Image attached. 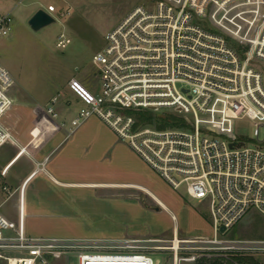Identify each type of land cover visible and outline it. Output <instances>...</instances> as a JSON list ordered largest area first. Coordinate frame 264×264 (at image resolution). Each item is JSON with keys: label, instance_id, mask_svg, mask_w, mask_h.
Returning <instances> with one entry per match:
<instances>
[{"label": "built area", "instance_id": "obj_1", "mask_svg": "<svg viewBox=\"0 0 264 264\" xmlns=\"http://www.w3.org/2000/svg\"><path fill=\"white\" fill-rule=\"evenodd\" d=\"M10 32V20L0 18V37ZM70 44L61 35L57 47L66 50ZM92 63L99 90L90 94L77 84L88 99L72 85L83 106L68 136L91 118L102 121L173 190L185 187L192 200L206 204L214 236L180 240L175 229L170 242L33 238L26 233L22 205L18 222L0 215V260L155 264L151 251H168L180 264L183 253L194 262L208 255L264 253V241L220 238L252 212L264 217V76L253 67L264 63V0H155L111 30ZM12 86L13 78L0 64V150L16 144L2 125L14 103ZM46 113L57 120L54 107ZM141 114L177 124L143 126ZM247 121L255 130L254 147L235 135L234 126Z\"/></svg>", "mask_w": 264, "mask_h": 264}, {"label": "rangeland", "instance_id": "obj_2", "mask_svg": "<svg viewBox=\"0 0 264 264\" xmlns=\"http://www.w3.org/2000/svg\"><path fill=\"white\" fill-rule=\"evenodd\" d=\"M154 2L0 0V18L7 17L11 28L8 36L0 37V64L13 78L10 96L14 102L2 125L16 143L0 150V215L18 222L21 189L35 176L25 195L29 237L170 242L176 229L180 240L213 238V221L206 204L192 200L185 187L173 190L128 141H122L102 121L91 118L68 136L70 122L83 106L72 85L88 99L86 92L97 93L100 82L93 57L104 50L107 35L125 17ZM39 11L56 22L35 32L29 21ZM61 35L71 41L66 50L57 47ZM253 67L264 76V63H254ZM55 99L58 103L52 106ZM49 107H54L56 121L46 113ZM234 130L245 146L254 147L257 138L250 122L239 123ZM110 140L113 145L108 150ZM260 141H264V129L260 130ZM23 146H31L32 154L7 171ZM39 149L44 154L37 153ZM43 157H48L46 172H42ZM220 238L264 241V217L252 212ZM151 254L155 264H174L171 252ZM248 257L264 264V253ZM179 258L180 264L195 263L184 253ZM0 264L5 263L0 260ZM60 264L76 262L67 258Z\"/></svg>", "mask_w": 264, "mask_h": 264}, {"label": "trees", "instance_id": "obj_3", "mask_svg": "<svg viewBox=\"0 0 264 264\" xmlns=\"http://www.w3.org/2000/svg\"><path fill=\"white\" fill-rule=\"evenodd\" d=\"M150 114H141L139 115V119L141 121V124L144 125H158L160 128H168L170 125H176L177 123H174V119H164L161 120L165 122L161 125V121L159 122L158 119L151 118L149 116ZM199 257L196 259L194 264H261L258 260L249 258L248 256H213L208 255Z\"/></svg>", "mask_w": 264, "mask_h": 264}, {"label": "crops", "instance_id": "obj_4", "mask_svg": "<svg viewBox=\"0 0 264 264\" xmlns=\"http://www.w3.org/2000/svg\"><path fill=\"white\" fill-rule=\"evenodd\" d=\"M77 100V99H76ZM79 102V100H77ZM54 120V119H53ZM73 120V119H72ZM56 121V120H54ZM61 128V127H60ZM111 144L107 147V149L109 150L113 143L112 141L110 140ZM31 144V142H30ZM38 144V143H36ZM116 144V143H114ZM33 147V146H32ZM31 148V146H30ZM30 148L28 146H23L22 149L25 150V151H21L19 152L16 157L10 162V164L8 165V168H7V171H10L24 156H30L32 154V152L30 151ZM35 148V147H33ZM40 153L42 155V151H40V149L37 151V153ZM44 154V153H43ZM44 158V161L42 163H44V166H43V170L42 172H46V163H47V160H48V157H43ZM35 178V176L33 177V175L25 182V185H24V191H22L21 189V195H20V203H19V211H20V208L21 206L23 205V208H24V214L26 215V199H25V195H26V190H27V187L28 185H30L31 181ZM145 191V190H143ZM147 194H149L150 196L154 197L153 195H151V193H149L148 191H145ZM155 201H157L159 204L162 205L161 202H159L157 200V198H153Z\"/></svg>", "mask_w": 264, "mask_h": 264}, {"label": "water", "instance_id": "obj_5", "mask_svg": "<svg viewBox=\"0 0 264 264\" xmlns=\"http://www.w3.org/2000/svg\"><path fill=\"white\" fill-rule=\"evenodd\" d=\"M55 19L44 11L37 12L29 21L30 27L35 32H40L41 30L53 25ZM225 229H222L221 233H224Z\"/></svg>", "mask_w": 264, "mask_h": 264}]
</instances>
